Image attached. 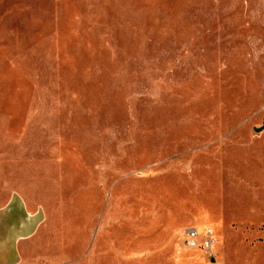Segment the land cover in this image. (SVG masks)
I'll use <instances>...</instances> for the list:
<instances>
[{
	"label": "rangeland",
	"instance_id": "1",
	"mask_svg": "<svg viewBox=\"0 0 264 264\" xmlns=\"http://www.w3.org/2000/svg\"><path fill=\"white\" fill-rule=\"evenodd\" d=\"M13 193L33 264H264V0H0Z\"/></svg>",
	"mask_w": 264,
	"mask_h": 264
},
{
	"label": "crops",
	"instance_id": "2",
	"mask_svg": "<svg viewBox=\"0 0 264 264\" xmlns=\"http://www.w3.org/2000/svg\"><path fill=\"white\" fill-rule=\"evenodd\" d=\"M44 222V211L19 193L0 205V264H33V239Z\"/></svg>",
	"mask_w": 264,
	"mask_h": 264
},
{
	"label": "built area",
	"instance_id": "3",
	"mask_svg": "<svg viewBox=\"0 0 264 264\" xmlns=\"http://www.w3.org/2000/svg\"><path fill=\"white\" fill-rule=\"evenodd\" d=\"M183 244L190 249L201 248L209 256H214L215 238L211 229L200 231L189 227L183 232Z\"/></svg>",
	"mask_w": 264,
	"mask_h": 264
}]
</instances>
